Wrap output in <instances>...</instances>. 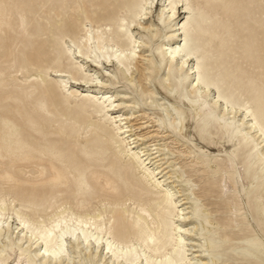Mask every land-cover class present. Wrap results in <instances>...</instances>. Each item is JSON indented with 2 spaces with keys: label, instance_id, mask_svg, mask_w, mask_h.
Returning a JSON list of instances; mask_svg holds the SVG:
<instances>
[{
  "label": "bare ground",
  "instance_id": "6f19581e",
  "mask_svg": "<svg viewBox=\"0 0 264 264\" xmlns=\"http://www.w3.org/2000/svg\"><path fill=\"white\" fill-rule=\"evenodd\" d=\"M96 6L100 14L84 18L79 39L65 37V56L83 75L52 67L41 59L40 48L30 62L39 68L47 63L63 94L83 97L97 109L98 121L112 135L109 142L122 147L112 151L109 163L121 172L92 171L95 188L79 181L69 197L38 210L32 202L15 205L21 201L17 189L64 188L75 182L68 165L48 158L40 166L42 160L31 163L25 155L21 165L2 171L3 186L16 190L0 189V264H264V99L253 110L203 71L206 50L193 34L199 11L191 0H99ZM68 26L70 35L75 25ZM120 81L158 109L152 118L157 127L202 166L203 195L167 160V146L146 144L145 135L137 134L140 126L131 123L133 113H120L135 108L136 98L101 93ZM165 164L169 170L163 173ZM115 179L130 193L119 190ZM86 188L92 199L103 198L92 205Z\"/></svg>",
  "mask_w": 264,
  "mask_h": 264
},
{
  "label": "rangeland",
  "instance_id": "374dc122",
  "mask_svg": "<svg viewBox=\"0 0 264 264\" xmlns=\"http://www.w3.org/2000/svg\"><path fill=\"white\" fill-rule=\"evenodd\" d=\"M98 2L0 0V173L21 165L18 160L30 155L33 158L31 163L42 160L38 164L40 166H44L48 158L60 160V163L68 165L75 180L59 189L50 185H23L17 189L21 201L15 205L32 202L38 210L44 209L54 200L69 197V188L75 189L79 181L84 187L90 184L95 188L97 185L92 171L108 173L110 169L121 172L120 165L109 168V163L112 151H119L122 147L109 142L108 138L112 135L109 128L98 121V115L94 113L97 109L83 97L63 94L55 83L57 78L49 76L44 68L47 63L39 68L30 62L33 51L40 48V52L44 53L41 59L48 58L52 67L65 69L76 77L83 75L84 72L77 71L76 61L65 56L69 44L65 37L79 39L82 35L80 24L84 18L93 19L100 14L96 6ZM191 4L199 11L194 18L197 25H194L193 34L200 37L206 50L203 71L209 78L220 80L226 94L239 102L249 101L255 110L259 97L264 99V0H218L206 5L191 0ZM124 14L122 11L119 15ZM181 18L182 15L178 20ZM70 22L75 28L67 35ZM171 30L165 31L166 37L170 36ZM135 37L139 38V35L135 34ZM113 40L120 43L116 37ZM166 42L168 40L165 39ZM82 50L88 51L87 48ZM125 87L126 83L120 81L100 91L129 93L125 101L136 98L138 104L135 108L119 110L120 113H133L131 123L136 128L140 126L137 134L145 135L146 144L154 140L155 144L167 146L172 153L167 160L172 161L174 169L181 167L186 172L185 177L197 185L196 193L203 195V181L199 177L204 180L207 177L202 172V166L194 164L193 159L184 153L186 150L182 143L173 141L172 134L157 127L152 118L158 109L144 99L141 101L139 90L131 91ZM82 88L79 87L80 90ZM143 110L146 115H143ZM155 133H159L158 136ZM92 139L97 141L91 144ZM113 141L117 139L113 137ZM165 167L166 164L162 166L163 173L169 170H164ZM30 170L27 168L25 172ZM115 184L122 192L130 193L127 184L117 179ZM0 189L5 192L16 190L7 189L1 181ZM59 191H62L61 195ZM85 191L92 205L103 198L100 194L99 199H92L90 189ZM211 195L210 201L214 199L215 192ZM201 200L207 202L204 198Z\"/></svg>",
  "mask_w": 264,
  "mask_h": 264
}]
</instances>
